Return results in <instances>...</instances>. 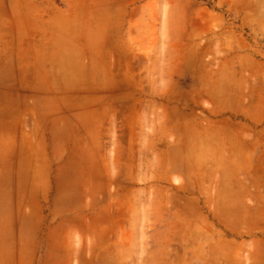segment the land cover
Instances as JSON below:
<instances>
[{
  "label": "rangeland",
  "instance_id": "1",
  "mask_svg": "<svg viewBox=\"0 0 264 264\" xmlns=\"http://www.w3.org/2000/svg\"><path fill=\"white\" fill-rule=\"evenodd\" d=\"M146 1L47 34L38 264H264V0Z\"/></svg>",
  "mask_w": 264,
  "mask_h": 264
},
{
  "label": "crops",
  "instance_id": "2",
  "mask_svg": "<svg viewBox=\"0 0 264 264\" xmlns=\"http://www.w3.org/2000/svg\"><path fill=\"white\" fill-rule=\"evenodd\" d=\"M137 1L138 5L130 11ZM148 3L146 0H0V264L39 263V203L23 204V196L28 192L38 196L39 172L34 166L38 156L33 154L39 143L38 137H34L39 114L36 98L40 80L53 79L49 71L55 48L47 34L58 25L65 29L76 20L72 13L82 8L89 9L88 21L94 15L101 16L97 32L119 31L130 14L137 12L139 16L142 10L140 18L145 20ZM78 20L84 21L80 15ZM42 36L45 39L39 41ZM24 150H29V155Z\"/></svg>",
  "mask_w": 264,
  "mask_h": 264
}]
</instances>
